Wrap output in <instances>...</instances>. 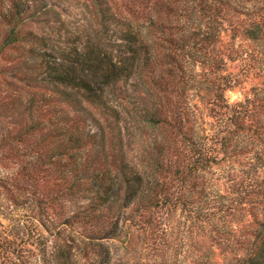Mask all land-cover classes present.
Returning a JSON list of instances; mask_svg holds the SVG:
<instances>
[{"label":"trees","instance_id":"1","mask_svg":"<svg viewBox=\"0 0 264 264\" xmlns=\"http://www.w3.org/2000/svg\"><path fill=\"white\" fill-rule=\"evenodd\" d=\"M86 6L89 25L72 26L44 0H0V76L11 69L15 86L1 111L13 112L15 130L0 129V264H130L114 261L105 240L129 243L132 230L158 249L156 264H264V58L262 84L221 106L223 127L210 138L192 133L182 112L189 64L219 74L221 93L233 86L217 58L234 59L231 46L213 49L224 31L264 56V0ZM127 116L153 136L139 162L126 149ZM231 148L237 158H225ZM223 162L228 192L202 204L199 178ZM177 212L191 240L210 239L223 262L199 249L166 260L156 242Z\"/></svg>","mask_w":264,"mask_h":264},{"label":"rangeland","instance_id":"2","mask_svg":"<svg viewBox=\"0 0 264 264\" xmlns=\"http://www.w3.org/2000/svg\"><path fill=\"white\" fill-rule=\"evenodd\" d=\"M87 3L88 0H44L47 9H54L60 12L62 19L72 26H81L82 24L89 25L90 14L86 6ZM36 28L40 32L44 30L42 24H39ZM230 34L231 32L227 30L224 31L220 41L216 43L213 49L215 53H219V51L225 52L230 46L232 48V57H234V59L228 56L223 63V58L217 56L219 59L218 61L222 60V75L227 76L231 85H233L231 88L221 93L224 84L219 79V74L211 72L209 75H206L203 64L193 65L192 67L191 64H189L190 66L188 65V69H186V76H189L192 88L188 91L186 101L184 102V110H182V112L188 122V126H190V128L192 127V133L200 132V136L202 137H204V135H209L210 138L213 133V128L216 125H220L221 128L223 127L221 123H218L216 117H214V115L220 114L223 111L222 105L226 103L234 105L243 101L247 96L251 95L253 88L261 85L263 82V77L261 76L263 70L260 71L259 67L261 62L259 61L264 58V56L259 57L251 43L242 40V38L231 43ZM0 37H2V33ZM10 70L11 69L6 70L5 75L8 76H0V113L2 109L9 104V96L15 93L12 89L15 86L11 85V80H7L6 78L14 77V74ZM212 81H216V86L220 88L217 89L214 87ZM221 94L223 98H221ZM172 96L175 102L177 99L175 92H172ZM147 102L149 103V98ZM181 102L183 101L181 100ZM7 111L9 114L6 117L2 116V113L0 115V129L2 124H8L10 126L9 131L14 132L13 121H15V119L13 112ZM89 124L92 130H96L92 122H89ZM122 129L125 136L124 138L127 141L126 149L129 152V157L135 162H139L141 156L145 154V147H148L152 142L153 136L151 131L148 129V132L146 131V133L141 134L140 130L136 128V123L128 116L125 118V121L122 122ZM225 131H228L227 128ZM218 137V140H220V136ZM238 141L239 144H241L243 138H238ZM209 145H211V143H209ZM5 153H7L6 150H0V157ZM236 154L237 152L231 148L229 154H227L225 158H229L230 156L232 158H237L238 156H236ZM231 157L229 159H231ZM228 165L229 163L227 162H223L220 166L216 165L212 171L207 172L199 178V182L204 191V200H200L202 204L207 203L209 205H215V201L221 200L216 198L219 193L226 194L228 192L229 179L231 178V174L227 172ZM129 211L130 210H128L127 213H129ZM186 216V212L182 214L177 212L174 217H169L170 219L167 220V223L170 222L168 231L164 232L162 241L156 242L157 245L160 243V247H165V250L168 251L169 256L166 260L170 261V253L177 255L181 260H185L184 256L189 255L191 251H198L199 249L203 253L212 256L216 261L223 262V251L215 248L210 239L206 241L203 238L196 239L195 241L191 240V234L188 231L189 223L184 225L187 218ZM236 223L237 222H235L231 228L236 229ZM228 227V219L218 223V228L222 230ZM131 233L129 243L128 238L124 236L105 240L106 245L111 251L113 260L116 262L128 261L130 264H156L157 261H159L157 256L158 249L153 246H148V238L144 239L140 232L132 230ZM150 243L152 245V241Z\"/></svg>","mask_w":264,"mask_h":264}]
</instances>
